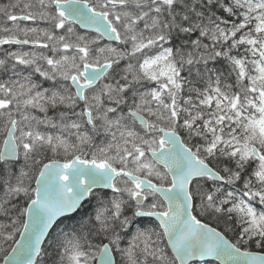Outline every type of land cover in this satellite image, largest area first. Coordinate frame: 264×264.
Wrapping results in <instances>:
<instances>
[{"label":"snow or ice","instance_id":"1","mask_svg":"<svg viewBox=\"0 0 264 264\" xmlns=\"http://www.w3.org/2000/svg\"><path fill=\"white\" fill-rule=\"evenodd\" d=\"M0 54L4 264H264V0H10Z\"/></svg>","mask_w":264,"mask_h":264},{"label":"trees","instance_id":"2","mask_svg":"<svg viewBox=\"0 0 264 264\" xmlns=\"http://www.w3.org/2000/svg\"><path fill=\"white\" fill-rule=\"evenodd\" d=\"M0 2H1L0 6H2V5H7L10 2V0H0ZM49 114L51 115L52 113L50 112ZM38 115H42V114H38ZM33 187H34V183H33ZM201 219H202L203 222H206V223H208L211 226H216L217 225V222L214 221V220H208V219L203 218V217H201ZM222 227L223 226L220 225V227H218V230H222ZM228 235L231 236L232 234L229 233ZM42 247L48 249L47 254L43 257V260H44L45 264H51V260L53 259V254L55 252V249L54 248H49L48 244H45ZM251 250L264 253V251H261L259 249H255L254 245H253ZM2 260H3V253H0V264H1Z\"/></svg>","mask_w":264,"mask_h":264},{"label":"rangeland","instance_id":"3","mask_svg":"<svg viewBox=\"0 0 264 264\" xmlns=\"http://www.w3.org/2000/svg\"><path fill=\"white\" fill-rule=\"evenodd\" d=\"M23 24H31V22L30 21H27V22H23ZM13 50H15V48H13ZM25 50H29V49L26 47ZM0 55H2V54H0Z\"/></svg>","mask_w":264,"mask_h":264},{"label":"water","instance_id":"4","mask_svg":"<svg viewBox=\"0 0 264 264\" xmlns=\"http://www.w3.org/2000/svg\"><path fill=\"white\" fill-rule=\"evenodd\" d=\"M35 186V185H34ZM210 226V225H209ZM10 251V250H9ZM261 254H264V253H261ZM1 264H4V262L2 261V263Z\"/></svg>","mask_w":264,"mask_h":264},{"label":"bare ground","instance_id":"5","mask_svg":"<svg viewBox=\"0 0 264 264\" xmlns=\"http://www.w3.org/2000/svg\"><path fill=\"white\" fill-rule=\"evenodd\" d=\"M45 86H47V85H45Z\"/></svg>","mask_w":264,"mask_h":264}]
</instances>
